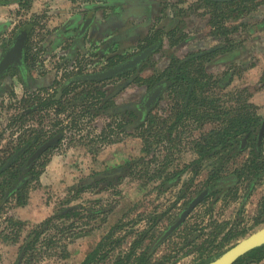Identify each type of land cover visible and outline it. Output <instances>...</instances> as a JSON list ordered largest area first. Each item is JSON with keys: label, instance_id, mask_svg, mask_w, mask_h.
<instances>
[{"label": "rangeland", "instance_id": "obj_1", "mask_svg": "<svg viewBox=\"0 0 264 264\" xmlns=\"http://www.w3.org/2000/svg\"><path fill=\"white\" fill-rule=\"evenodd\" d=\"M122 1L127 9L119 14L116 7ZM173 2L178 8L175 13L178 22L168 26L173 18L169 4ZM153 6L154 16L151 14ZM229 9V6L219 8L205 0H38L37 4L34 0H10L0 3V57L10 46L20 25L31 21L34 28L30 42L32 48L28 52L31 78L25 83L21 72L13 66L0 80V162L31 130L46 133L34 145L45 140L57 128L64 132L62 139L36 161L34 175L22 186L25 197L21 201L17 195L2 201L6 192L0 185V264L77 263L109 232L116 241L110 240L102 252L106 257L93 264H113L120 255L126 256L138 237L137 233L152 223H155V228L163 230L176 221L190 200L204 189L210 170L223 157L225 173L243 163L249 156V150L239 154L232 152L226 157L222 152L207 157L201 164L194 163L179 182L167 188L160 185L161 179L156 177L158 169L166 163V171L193 163L199 155L194 150L197 141L210 129L223 125L224 110H232L225 115L228 119L246 102L250 103L248 110L264 116V65L249 71L250 65L244 68L241 63L233 62L235 75L228 81L225 72L230 65L225 70L210 72L209 84L198 90L202 96L219 100L210 105L203 104L197 111L210 112L212 116L202 118L200 123L193 115L187 117L171 137L166 135V130L174 119L172 112L175 115L180 107L175 106L172 111L170 108L176 102V92H171L174 94L172 99L169 93H165L159 101L155 131L150 137L156 141L157 153L149 164L151 157L144 150L145 137L138 136V131L130 134L118 128L119 121L127 120L122 114L95 115V110L87 107L90 101L103 100L108 96L114 86L113 80L73 82L71 86L74 88L64 96V109L61 111L57 104L46 106L38 101L30 104L34 95L55 97L61 84L74 74L105 69L121 55L134 53L144 46L147 36L157 32L164 35L163 32L176 27L175 38H170L163 50L144 63V74L160 71L167 55H176L198 41L199 37L191 40L180 38L181 42L173 43V39L182 37L181 29L186 27L197 33L203 27V32H206L210 28H206V21L225 16V24L231 28L237 12L230 14ZM88 12L100 20L111 14L121 19L119 22L122 24L110 35L104 34L95 24L89 26L83 37L85 44L78 51L71 49L73 38L50 49V45L58 42L65 31H74L76 36ZM221 13L222 16H216ZM129 29L137 35L138 46L123 37ZM50 35L54 36L51 44L46 42ZM202 80L204 85L207 78ZM129 88L133 90L132 86ZM82 89L89 91L88 96L69 104V100H75L74 95ZM129 95L124 89L114 103ZM21 114L24 115L20 118ZM170 115L168 124L164 123L163 120ZM181 130L183 133L175 137ZM140 158L136 168L132 167L135 168L133 173L122 172L123 164ZM96 172L108 176L114 173L122 175L95 180L90 186L80 185L84 178ZM3 180L2 175L0 184ZM246 184L245 179L234 192L225 188L218 197L212 195L197 205L184 225L157 248L150 264H199L202 258L226 250L263 226L264 221L256 219L264 195V176L248 196ZM196 234L199 236L197 240L190 242ZM156 236L149 233L138 251L154 241ZM214 237L213 242L204 244L209 248L202 255V248L198 249V245ZM64 248L69 256L64 257ZM134 260L133 256L129 261L126 258L125 262L136 264Z\"/></svg>", "mask_w": 264, "mask_h": 264}, {"label": "trees", "instance_id": "obj_2", "mask_svg": "<svg viewBox=\"0 0 264 264\" xmlns=\"http://www.w3.org/2000/svg\"><path fill=\"white\" fill-rule=\"evenodd\" d=\"M10 0H0L1 4L7 3ZM115 1V0H114ZM209 3L216 4L219 8L220 7H230L229 10H231L230 14L236 13L235 17L240 19V23L238 25H232L230 26L225 24V16L224 18H217L212 19L210 24L214 21L218 23L220 33L214 34V38L218 41L216 46L205 48L203 50H196V51H190L185 55H181L176 57H172L170 66L166 67L165 70L159 74L156 71L147 72L144 74V67L148 60H150L151 56H149L147 59L143 61V63L138 66L134 67L128 70H125L123 72H120L118 74L104 77V78H84L81 77L85 74H74L71 76V78H68L67 81H65L60 86V91L57 94V96H52L50 98L48 97H40L39 94H36L33 96V99L31 101V105L35 104L37 101L41 105L50 106L53 104L60 105L58 110L61 111L64 109L63 106V98L65 95H67L70 90H72V83L78 82V83H85V82H91L96 83L103 80H113L114 86L110 93L108 94V97L106 96L104 100H100L99 98L97 100L90 101L87 105V107H91L95 110V115H103L107 114L110 116L117 115L119 113L124 114L127 118L126 121L118 122V128L126 131V133L133 134L134 131L139 134L138 136L145 137V147L144 150L146 151L147 155L151 158L148 161V164L153 162L155 159V154L157 153L156 150V141L150 140V137L153 135L155 131V123L157 114L154 113V107H152L147 113H144L142 109L138 106V99L127 98L125 100H122L120 103L115 104L116 98L124 92V89L128 94H134L133 91H137V87H144V91H149L152 88H154L159 82L165 81L167 83V89H173L177 93V100L175 102V106L180 107L177 108L175 111L174 119L173 121L168 125L167 127V133L166 135L171 137L173 135L174 130L182 124V122L189 116L193 115L192 117L194 119H197L200 123L202 118L212 116L210 112H204L201 113L197 111V109L202 106L203 104L210 105L213 104L215 101H218L219 98H208L209 96L204 95L202 96L199 92V87L204 88L209 84V80L212 78V75L208 73V69H212V71L215 69L213 66H208L209 68L205 67L203 62H199L198 65L195 66L196 71H189V66L193 64L194 61L199 60L201 58H206L209 60H215L221 61L223 64H228L231 59L235 58L236 60H239V62L249 65L251 62V52L248 50L247 46H244L245 40L248 35H250L249 29L252 28L254 23L258 26L264 25L263 23H258L259 17L261 16L260 7L264 4V0H207ZM122 3V2H120ZM120 7H122V4L117 5L116 11L120 12ZM216 16H222L221 14H217ZM250 16V17H249ZM213 22V23H214ZM171 23V22H169ZM209 24V25H210ZM21 27H18L17 31L14 34V37L12 39L11 44L17 39V38H23L26 41V47H25V62L21 66H17V69L21 72L23 81L26 83L28 82V79L31 78V71H30V61H29V55L28 52H30L32 46L30 44L31 42V33L33 28V23L31 21H28L22 25ZM254 28V26H253ZM165 35V34H164ZM160 33H156L152 36L146 37V44L145 46H153V51L156 53L158 52V48L161 44L165 43L167 40H172V37L175 38L173 35L170 34L164 36ZM197 36V35H196ZM195 36V37H196ZM168 37V38H167ZM191 37V36H190ZM187 35H182V37H178L177 39H173V43H179L181 42V39L188 40L190 39ZM193 38V37H192ZM238 41V42H237ZM10 44V45H11ZM207 47L210 44L209 40L206 41ZM236 46H239L240 49H237ZM242 47V48H241ZM132 56V54H126L121 55L120 59L117 61H111V64L109 67H112L114 65H117L119 63H122L129 59ZM211 63V62H209ZM224 65L223 68L226 67ZM213 67V68H211ZM214 72V71H213ZM226 80L231 79V70H227L225 72ZM207 78L206 82L203 84L202 78ZM178 85L179 87L176 88L175 86ZM133 87V90L129 87ZM192 90L190 92V97H188L189 90ZM77 94V95H76ZM74 95L75 100H69V104H75V101H78L80 99H84V97L88 96L89 91H86L85 89L80 90V92L76 93ZM96 97V96H95ZM240 99V98H239ZM30 102L29 100H26ZM115 104V105H114ZM252 104V103H251ZM250 106V103L244 102L241 104L238 109L239 111L234 115L229 117L228 119L225 118L226 114H229L232 112L231 109L224 110V118H223V125L221 127H215L209 130L208 134L202 136V139L198 140L194 150L199 152V155L193 160V163L186 164L181 168H174L166 171L167 169V163L161 166L160 169H158V173L156 174V177H159L160 185H163L165 188L172 186L173 184H176L180 181L181 176L184 172H186L189 167L195 163V165L201 164L203 160H205L207 157L216 156L220 153H224L223 156L226 157V155L231 154L232 152H236L237 154L245 152L249 150V156L243 161V163L235 168L233 170L229 171L228 173H225L227 169L225 170V159H221L220 163L214 166L207 177V184L200 192H202L205 189H208V193L206 196L201 200L200 203L205 202L209 197L212 195H216L218 197L223 193V190L226 188L230 192H234L238 189V184L243 180L246 179V195H250L256 188L258 182L262 177L264 176V134L260 138V130L262 123L264 121V116H261V114H258L256 112H253L251 110H248V107ZM32 110H30L31 112ZM197 112V114L195 113ZM24 114H21L20 118ZM81 115V114H79ZM169 116L163 120L164 123L169 122ZM162 122V123H163ZM162 126V125H161ZM183 133V130L179 131L175 137L180 136ZM46 133L37 132L34 130H31L27 136H25L18 145L14 148L15 150L20 149L23 144L25 143H35L39 140L40 137H43ZM51 134V135H50ZM45 140L43 139V142H46L49 140L52 136L61 134V137L59 140L63 137V130L62 128H57L52 133H50ZM247 137V138H246ZM246 140V141H245ZM52 146H49L46 148V150L50 149ZM13 149V150H14ZM45 150V151H46ZM28 150H26L27 152ZM226 152V153H225ZM24 153L21 158H23ZM20 158H18L19 160ZM140 159H133L132 161L126 162L121 166L122 172H130L133 173L136 168V164ZM144 159V157H143ZM6 160V159H5ZM5 160H3L0 163V176H4V180L0 184L3 188V190L6 192L4 195V198L2 201L7 200L9 197L18 196V200L21 201L23 197H25V194L23 193L22 186L26 184V181H29L30 177L34 175L35 172V164L28 165L24 161H22L21 164L16 165L17 161H15L13 164L4 167ZM146 160V159H144ZM193 166V165H192ZM21 167V168H20ZM135 167V168H132ZM198 170V169H197ZM195 170V171H197ZM199 171V170H198ZM102 174V173H101ZM100 173L96 172L95 174L88 176L83 179L82 187L83 186H90L93 184V181L98 179H113L117 176H121V173L114 175H101ZM155 177V176H151ZM7 186L4 189V186ZM7 190V191H6ZM199 192V193H200ZM199 203V204H200ZM198 204V205H199ZM1 209V208H0ZM70 209V208H69ZM68 209V210H69ZM67 210V211H68ZM260 214L257 217V221H264V195L261 200L260 204ZM66 211V212H67ZM181 214V213H180ZM180 217V215H179ZM178 217V218H179ZM178 220V219H177ZM176 220V221H177ZM175 223L172 222L170 225H168L165 229L160 230L158 228H155V223H152L148 228L141 231L140 233H137V238L133 241L130 248L127 251L126 256H119L115 259L113 264H127L125 262V259L127 258V261H129L133 256L135 258L136 264H150L151 258L153 257L154 253L156 252L157 248H159L164 242H166L168 239H170L175 232L180 228H176L173 232H171L169 235L165 236V233L170 228V226ZM156 232L158 234H156ZM149 233L153 235H157L154 241L147 244L141 251H138V248L142 245L146 237L149 235ZM199 236L196 234L192 237L190 242H195ZM215 237L211 240H207L205 242H202L200 245H198V249L202 248L201 252L202 255L204 254V251H206L209 246L204 247V244L213 242ZM116 241L112 239V233L109 232L106 235H104L92 248V250L86 255L85 258H83L81 261L73 264H93L96 263L98 260H102L106 256L102 254L104 246H106L109 241ZM118 241H121V238H117ZM204 247V248H203ZM24 246L22 247V249ZM65 253L63 252L64 257L69 256L68 251H66V248L63 249ZM211 251V248L209 249ZM223 251H219L216 254H211L205 258H202L199 264H205L209 262L210 260L214 259L215 257L219 256ZM264 257V245L258 246L256 248H253L246 252L244 255L240 256L235 264H247L249 262H255L260 261ZM133 261V262H134ZM165 263V262H164Z\"/></svg>", "mask_w": 264, "mask_h": 264}, {"label": "flooded vegetation", "instance_id": "obj_3", "mask_svg": "<svg viewBox=\"0 0 264 264\" xmlns=\"http://www.w3.org/2000/svg\"><path fill=\"white\" fill-rule=\"evenodd\" d=\"M205 1H207V0H205ZM208 2V1H207ZM153 3V2H152ZM157 4H158V2H157ZM170 6V8L172 9V14H173V18L172 19H170V21L169 22H171V23H167V25L169 26V25H171V24H177V22H178V19H177V17L175 16V13H177V9H176V5H175V2H173V3H171V4H169ZM216 5V4H215ZM264 5V4H263ZM217 6V5H216ZM182 8H183V6H181ZM261 8V7H260ZM127 8H126V6H125V2L124 1H122V10H126ZM153 10H154V6L152 7V11H151V14L154 16V12H153ZM183 10V9H182ZM250 17V16H249ZM212 19V18H211ZM211 19L210 20H208V21H206L205 22V25H206V28H209L206 32H203V27H201V29L199 30V31H197V33L196 32H192V30H190L189 28H186V27H184V29H181L180 30V33L182 34V35H187V36H191L190 37V39H188V40H191V39H195V38H198L199 37V39H198V41L197 42H192L191 44H190V47H189V49H187V50H183V51H180L178 54H176V55H167V58H164V60H163V62H162V70H154V71H156L157 73H159V74H161L164 70H165V68L166 67H168V66H170V64L172 63L171 62V60L170 59H172V57H178V56H181V55H185V54H187L188 52H190V51H196L197 49L198 50H203V49H205V48H210V47H214V46H216L215 44H217L218 43V41L214 38V34H216V33H220V30H219V25H218V23L216 24V22H212L211 24H210V22H211ZM234 25H238L239 23H240V19H238V18H235V20H234ZM258 23H261L260 21H258ZM210 24V25H209ZM214 24H216V25H214ZM187 25H189V23L187 24ZM175 26V25H174ZM253 26H254V28H253ZM252 26V28L250 27V28H248L249 29V32H250V35H248L249 37H247L246 38V40H245V45L244 46H247V45H249L250 44V42H252L253 41V39H254V29H255V26H256V23H254V25ZM151 29V28H150ZM83 31V30H82ZM159 31V30H158ZM84 32V31H83ZM208 32V33H207ZM158 33H160V32H158ZM164 34H176L177 33V31H176V27H173L172 29H170V31H167V32H163ZM192 33V34H191ZM78 34V33H77ZM189 34V35H188ZM83 34H81L80 36H82ZM153 35V34H152ZM197 35V36H196ZM136 36L137 35H135V33L132 31V30H128V32H126L124 35H123V37L124 38H126V39H128V40H130V42H133V43H135V45L136 46H138V44L140 43V41H138V39L136 38ZM165 36V35H164ZM196 36V37H195ZM193 37V38H192ZM207 40H209V42H210V44L211 45H209L208 47H207V45H206V41ZM168 41V40H167ZM167 41L165 42V43H163V44H161L160 45V47L158 48V52H160L161 50H163L164 48V46L166 47V45L168 44L167 43ZM238 42V41H237ZM151 47V45L150 46H145V47H140L138 50H136L134 53H131L132 54V56L131 57H133L134 55H136V54H138V53H140L141 51H144V50H146V49H148V48H150ZM153 47V46H152ZM236 48L237 49H240V47L239 46H236ZM242 48V47H241ZM7 49V48H6ZM5 49V50H6ZM4 50V51H5ZM4 51H3V53H4ZM158 52H156V53H158ZM2 53V54H3ZM153 50H152V52L148 55V57L149 56H153L154 54H156ZM130 57V58H131ZM147 57V58H148ZM146 58V59H147ZM235 60V58H233V60H231L227 65L226 64H223L221 61H218V60H215V58L213 59V60H209L208 61V59H206V58H201V60H196V61H194L193 62V64L192 65H195L196 66V63H198L199 64V62L201 61V63L203 62V64L202 65H204V67H205V70H206V67L207 68H209L208 66L210 65V66H213L215 69L213 70L214 72L215 71H217V70H220L221 68H223V66L224 65H226V67L227 66H229L230 68H229V70L231 69V78H233L232 76H234L235 75V68L233 67V62H235V63H237V64H240L241 62H239V60H236V61H234ZM251 61V60H250ZM209 62H211V63H209ZM143 62H141L139 65H137V66H134V67H138V66H140L141 64H142ZM251 63V62H250ZM249 63V65H251ZM192 65H190L189 66V71H191V72H193V71H196V68H195V66L194 67H192ZM241 65L245 68V67H247L248 65H245V64H243V63H241ZM13 66H21V64H14ZM12 66V67H13ZM115 66V65H114ZM113 67V66H112ZM134 67H131V68H134ZM213 67H211V68H213ZM225 67V68H226ZM109 68H111V67H109V65H108V67L107 68H105V69H102V70H106V69H109ZM131 68H129V69H131ZM225 68H224V70H225ZM102 70H100V71H102ZM10 71V70H9ZM8 71V72H9ZM207 71V70H206ZM212 71V69H208V73H214ZM7 72V73H8ZM98 72V71H97ZM6 73V74H7ZM90 73H94V72H90ZM5 74V75H6ZM89 74V73H88ZM4 75V76H5ZM161 84H164V87H163V90H162V92H161V95H160V97L158 98V100L155 102V103H153L150 107H148V106H146V100H147V96L150 94V92L151 91H153L154 89H156L159 85H161ZM178 85H176L175 87L176 88H178L177 87ZM145 89H144V87H142V86H140V87H137V91H133L134 92V94H131V95H129V97H127V98H133V99H138V106H139V108L140 109H142L143 110V112L144 113H147L152 107H154V113H156V110H157V108H158V105H159V101H160V99L163 97V95L165 94V93H169V95H170V98L172 99V96L174 95L175 96V99L177 100V97H176V93H174L175 91L173 90V89H167V83L165 82V81H162V82H159L154 88H152L151 90H149V91H144ZM191 90H192V86H191V89L189 90V93H188V97H190V92H191ZM174 93V94H172V93ZM136 94V95H135ZM172 95V96H171ZM108 97V96H107ZM127 98H125V99H127ZM124 99V100H125ZM104 100V99H103ZM118 103H120V102H118ZM118 103H116V104H118ZM174 105L175 104H173L172 105V107L170 108V109H172V111L175 109L174 108ZM120 115L122 114V113H119ZM172 114H173V116H174V113L172 112ZM171 114V115H172ZM104 115H107L106 113L104 114ZM171 115L169 116V117H171ZM107 116H110V115H107ZM122 116L125 118V119H127L128 117H126L124 114H122ZM58 135V134H57ZM56 135H54V136H52L50 139H52L53 137H55ZM247 138V137H246ZM49 139V140H50ZM49 140H47V141H49ZM46 141V142H47ZM246 141V140H245ZM46 142H40L38 145H34V143H25V144H23V146L20 148V149H18V150H13L12 152H10V154H8V156H5V157H3V160H5V165H4V167H6V166H9V165H11V164H13L15 161H17L18 160V158H20L18 161H17V164L16 165H19V164H21L22 163V161H24L26 164H28V165H32V164H35L36 163V161L42 156V154L45 152V150L46 149H44L41 153H39L38 155H36V153L39 151V149L46 143ZM58 142H59V140H58ZM58 142H56V143H54V144H52V145H50V146H54L55 144H57ZM26 150H28L27 152H26ZM24 153V155H23V158H21L20 156H22V154ZM195 159V158H194ZM2 160V161H3ZM1 161V162H2ZM0 162V163H1ZM21 168V167H20ZM185 173V172H184ZM183 173V174H184ZM181 178H182V176H181ZM188 218V217H187ZM187 218L185 219V221L181 224V226H183L184 225V223L186 222V220H187ZM176 222V221H175ZM180 226V227H181ZM264 226V225H263ZM262 227V226H261ZM261 227H259V228H261ZM258 228V229H259ZM258 229H256V230H258ZM255 230V231H256ZM254 232V231H253ZM262 245H264V244H262ZM262 245H260V246H262ZM231 247V246H230ZM258 247V246H257ZM256 248V247H255ZM228 249V248H227ZM225 251V250H224ZM248 252V251H247ZM245 254V253H244ZM243 254V255H244ZM242 256V255H241ZM218 257V256H217ZM216 258V257H215ZM214 258V259H215ZM213 260V259H212ZM211 261V260H210ZM237 261V260H236ZM235 261V262H236ZM175 262V261H174ZM235 262L233 263V264H235ZM247 264H264V257L260 260V261H255V262H249V263H247Z\"/></svg>", "mask_w": 264, "mask_h": 264}, {"label": "water", "instance_id": "obj_4", "mask_svg": "<svg viewBox=\"0 0 264 264\" xmlns=\"http://www.w3.org/2000/svg\"><path fill=\"white\" fill-rule=\"evenodd\" d=\"M86 25L82 27L84 31ZM82 31L80 32L81 35ZM25 47L26 41L23 38H17L1 55L0 57V80L1 78L12 68L14 64H21L23 65L25 62ZM153 47H150L140 53L134 55L133 57L127 59L126 61L119 63L109 69L102 70L99 72L89 73L82 75L81 77L84 78H104L108 76H112L128 70L131 67L139 65L143 62L148 55L152 52ZM164 84L159 85L156 89L150 92L147 96L146 106L150 107L153 103H155L161 95L163 90ZM264 134V121L261 126L260 130V138ZM61 134L56 135L49 141H47L36 153L38 155L44 149L49 147L50 145L58 142L60 139ZM208 193V189L203 190L198 195H196L193 199L190 200L187 207L181 212L180 217L178 220L173 223L170 228L165 233V236L169 235L173 232L176 228H178L185 219L190 215V213L196 208V206L201 202V200L206 196ZM264 244V226L259 228L258 230L248 234L247 236L243 237L241 240L233 244L231 247L223 251L218 257L215 259L205 263V264H233L241 255L246 253L247 251Z\"/></svg>", "mask_w": 264, "mask_h": 264}, {"label": "crops", "instance_id": "obj_5", "mask_svg": "<svg viewBox=\"0 0 264 264\" xmlns=\"http://www.w3.org/2000/svg\"><path fill=\"white\" fill-rule=\"evenodd\" d=\"M38 0H34V3L37 4ZM45 1V0H44ZM36 6V5H35ZM261 16L259 17V21L263 23L264 21V5L261 6ZM126 12V10H122V7H120V12L118 11L119 14ZM100 16H103L102 13H99ZM92 12H88V15L85 17L83 22H81V26L78 28V34L74 36L76 33L74 31L68 30L67 32H64L63 37L59 38L58 42H55V44H51V41H54V36L50 35V37L47 38L46 42H50V49H53V47L57 44H59L58 47L62 46L64 43H66L67 40L70 38H73L74 40L72 41V47L71 49L73 51H78L83 45L85 44L84 36L86 34V30L89 28V26H95L99 27L104 34H112L117 31L119 28V21L121 19L114 18L111 14H108L106 17L104 16V20H100L97 16H94ZM79 18V17H78ZM264 24V23H263ZM86 25V28L84 32L82 31V27ZM82 31L80 36V32ZM254 39L252 42H250L249 45H247L248 50L251 52V65H250V70L249 71H254L256 67L263 66L264 65V25L262 26H255L254 29ZM252 68V69H251Z\"/></svg>", "mask_w": 264, "mask_h": 264}, {"label": "bare ground", "instance_id": "obj_6", "mask_svg": "<svg viewBox=\"0 0 264 264\" xmlns=\"http://www.w3.org/2000/svg\"><path fill=\"white\" fill-rule=\"evenodd\" d=\"M99 72V71H98Z\"/></svg>", "mask_w": 264, "mask_h": 264}]
</instances>
